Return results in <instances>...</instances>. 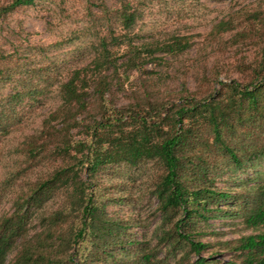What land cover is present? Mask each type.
Here are the masks:
<instances>
[{
	"label": "trees",
	"instance_id": "trees-1",
	"mask_svg": "<svg viewBox=\"0 0 264 264\" xmlns=\"http://www.w3.org/2000/svg\"><path fill=\"white\" fill-rule=\"evenodd\" d=\"M115 1L117 8L112 9L106 0H86L89 11L97 9L90 13L91 20L94 26L101 23L105 36L97 37L100 49L92 59L94 71L88 67L75 70L61 86L63 107L70 111L72 107L76 112L84 109L88 96L85 87L92 81L93 72L99 77L95 92L103 97L108 86L102 75L106 71L119 75L123 65L129 71L139 70L140 63L182 53L189 46L185 37H173L169 44L137 43L133 32L142 19V9L135 2L140 0ZM33 2L12 0L0 8V17ZM232 25L222 21L215 31L226 32ZM122 48L125 61L120 63L118 52ZM11 71L0 72L3 85L17 72ZM257 72L262 73L260 67ZM26 82L25 89L13 88L0 96V137L22 121L19 108L24 98L31 99L36 93L28 84L30 78ZM219 85L223 92L218 90L201 99L187 95L171 109L159 105L156 114L113 111L94 121L90 140L85 143L74 145L68 137L48 141L41 136L44 130L28 136L20 153L36 160L52 146L61 165L30 190L14 214L0 221V264L26 232V218L32 210L60 197L63 204L48 220L51 233L57 236V248L50 256L47 247L38 250L23 246L14 264H264V177L252 176L264 161V75L257 74L246 83ZM128 124L132 130L126 132ZM148 160L157 167L149 192L156 202L155 247L144 236L138 240L132 233L135 226H143L135 217L108 211L111 205L128 206L133 199L126 182L117 180L121 177L118 165L124 162L130 171ZM83 168L88 181L81 180ZM99 173L112 178L97 183ZM241 175L244 178L238 180ZM129 180L134 181L131 174ZM219 180L224 187L217 185ZM101 191L105 197L99 201L95 195ZM64 212L68 218L77 214V223H72L68 235L58 231L67 217ZM227 221H238L255 233L221 242L214 253L204 257L216 245L203 239L215 234L216 222ZM161 247L166 252L163 257L157 249ZM68 250L74 254H67ZM221 252L228 253L230 259H221Z\"/></svg>",
	"mask_w": 264,
	"mask_h": 264
},
{
	"label": "rangeland",
	"instance_id": "rangeland-1",
	"mask_svg": "<svg viewBox=\"0 0 264 264\" xmlns=\"http://www.w3.org/2000/svg\"><path fill=\"white\" fill-rule=\"evenodd\" d=\"M11 2L0 0V8ZM106 3L112 9L117 8L115 0H106ZM135 5L142 9V19L133 32L137 43L169 44L173 37H185L189 46L182 53L164 54L153 63L150 60L140 63L139 70L129 71L123 65L119 67V75L106 71L102 75L106 76L108 86L103 97L95 92L94 84L99 77L93 72L92 81L85 87L88 93L85 107L78 109L79 112L73 107L71 111L63 107L60 89L75 70L88 67L94 71L92 59L96 49H100L97 37L105 36L101 23L96 26L92 23L90 13L95 14L97 9L92 7L89 11L86 0H34L31 5L0 17V72L17 71L11 82L4 85L0 82V96L9 94L13 88L25 89L28 78V84L36 91L33 98H24L19 108L22 121L0 137V221L14 214L30 190L61 165V158L54 155L52 146L36 160L20 153L28 136L44 130L41 136L48 141L68 137L74 145L85 143L90 140L94 121L113 111L156 114L160 111L159 105L171 109L172 104H180L187 95L201 99L218 90L223 92L220 83H246L257 74L264 75V0H140ZM222 21H231L233 25L218 34L215 26ZM124 51L122 48L118 52L120 63L125 61ZM259 67L262 73H256ZM131 130L128 124L125 131ZM118 166L121 177L117 180L126 182L133 199L128 206L111 205L108 211L135 217L143 226H135L132 233H136L138 240L145 238L155 247L158 242L153 234L158 227L153 213L156 202L149 192L157 167L151 160L140 161L130 171L124 162ZM130 174L134 181L129 180ZM97 175V183L112 178V175ZM252 176L264 177V161ZM80 177L88 181L86 168L81 170ZM243 178V175L237 177ZM217 185L224 187L222 180ZM95 196L99 201L105 197L103 191ZM62 204V197L54 198L42 209L32 210L26 218V232L15 242L4 264H14L23 246L38 250L47 247V254L52 255L59 243L54 241L57 236L51 233L48 220ZM64 215L67 217L58 231L68 235L72 223H77V214L71 218L66 212ZM214 233L203 239L216 245L204 257L214 253L221 242L255 232L238 221H227L216 222ZM49 245H52L50 250ZM157 249L160 256H165L163 247ZM68 253L73 255L74 251L68 250ZM221 253V259H230L228 253ZM173 261L171 257L170 262Z\"/></svg>",
	"mask_w": 264,
	"mask_h": 264
}]
</instances>
